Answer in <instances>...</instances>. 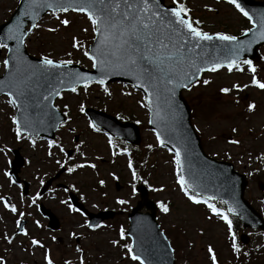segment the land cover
Wrapping results in <instances>:
<instances>
[{"label":"rangeland","instance_id":"obj_1","mask_svg":"<svg viewBox=\"0 0 264 264\" xmlns=\"http://www.w3.org/2000/svg\"><path fill=\"white\" fill-rule=\"evenodd\" d=\"M19 1L0 0V24L9 19ZM184 2L188 3V6L202 18L205 31L214 32L226 26L235 31L249 27L247 20L223 0H184ZM205 5L215 11H208ZM217 11H220V14ZM224 11L232 13L223 16ZM68 16L73 21L68 28L59 26L50 13L43 17L39 21L41 29L38 30V34L26 40L27 49L34 56L50 53L54 59L71 58L74 63L79 60V65L91 68V62L83 56L82 50L71 47L73 35L86 48L89 47L92 41L91 33L81 31V28L87 26V21L77 14L69 13ZM53 26L58 28L56 33H48L45 30ZM0 50V61H2L5 58V51ZM69 51L72 52L71 57L66 56V52ZM260 52H264V45L260 47ZM4 70L3 64L0 63V75ZM250 76L247 70L243 73L237 71L229 73L222 68L216 73L207 72L201 80L208 79L210 83L195 84L191 90L185 91L184 95L191 106L192 123L202 139L206 152L217 159L234 163L239 171L252 173L249 175L246 197L264 215V161L257 159L264 153V91L249 87L240 92L233 90L227 95L219 92L220 87H229L233 83H249ZM257 78L264 79V61L258 63ZM107 87L112 93L110 97L104 93L101 86L93 83L88 89L87 96L82 88H78V93L65 92L56 100V105L63 112L64 105L69 106L67 111L72 119L68 121V124L60 127L54 140L58 138V142L66 151L74 149V145L80 140L85 141L82 146L85 156L80 157L73 151V161L82 163L87 160L88 163L96 164L95 169L85 167L77 169L73 174L65 172L59 181L74 185L78 189L75 192L92 211L103 209L124 211L123 214L94 229L85 224L87 221L85 215L71 212L67 204L61 203V201L68 203L70 201L67 191L58 187L56 183L44 195L39 196L35 205H31V198L36 196L45 181L60 169L55 161L64 160L66 157L55 147L51 149L54 155L48 157L46 155L48 139L37 138L35 148L27 141L17 142L10 120L15 109L6 103V96H0V145L6 144L12 149L19 148L26 160L30 161L25 163L20 171V176L30 182V192L25 196L22 193L21 184H12L3 175L4 171L10 170L12 151L7 158L0 155V195L9 197L10 202L16 204L21 211L31 213L22 218L27 220L24 228L29 232L30 237L38 238L44 245V249L30 245L29 237L16 231L15 220L18 217L4 209L0 203V256L6 259L7 264H46L43 257L47 249L54 264H64L65 260L71 261V264H79L80 257L84 258L85 264H134L127 258L124 249L114 247L110 241L119 239L121 227L127 230L129 226L127 213L140 199L138 192L135 196L131 195L132 181L130 170L127 168L128 159H132L135 155L138 157V164L133 166L142 180L148 181L146 185L149 188L150 197L156 203L163 202L170 207L168 213L162 212L159 208L157 219L171 241L177 264H210L206 250L208 244L216 249L219 264H237V260L230 251L226 226L223 222L215 217L209 221L207 217L211 213L206 206L191 204L176 185L172 153L168 151V148L158 146L156 134L148 125L149 114L146 108L140 107L137 103L143 94L121 83L110 84ZM125 92H131V95H123ZM81 102L85 104V107L103 110L123 121L129 120L136 123L139 121L137 124L140 127L141 143L133 145L127 154L113 156L112 151L120 153L122 149L127 148L126 145L113 141L116 147L112 149L107 144L108 134L106 136L101 130L95 132L88 128L89 119L85 113L79 112ZM249 102L256 104L254 112H248L246 105ZM69 126L76 131H70ZM232 127L238 129L237 133L231 132ZM249 129L252 131L249 132ZM75 137L78 140H75ZM229 138H238L241 144L229 145L227 143ZM149 144L153 145L151 149L146 147ZM96 157L100 159L97 160ZM109 173L118 175L119 180H113ZM41 179L44 181L43 184L39 182ZM101 179L105 181L103 187L98 183ZM135 183L137 186L141 181ZM259 184L263 185L262 190ZM153 188L163 190L153 191ZM117 197L127 198L129 203L118 205L115 202ZM40 201L59 217L61 221L59 230L52 231L47 227L48 220L38 209ZM36 221L39 222V227ZM243 231L241 229L239 233ZM246 232L251 234V240L248 245L242 244L243 249L250 255L252 249L259 247L258 261L255 264H264V237L257 231L246 230ZM72 233L76 235L73 236ZM5 234L13 238L11 245L3 239ZM58 237H61V240ZM126 239L131 242L127 234ZM77 247L83 251L77 253L75 250ZM247 257H241V264H250L246 260ZM251 259L253 260L251 263L254 264L257 255Z\"/></svg>","mask_w":264,"mask_h":264},{"label":"snow or ice","instance_id":"obj_2","mask_svg":"<svg viewBox=\"0 0 264 264\" xmlns=\"http://www.w3.org/2000/svg\"><path fill=\"white\" fill-rule=\"evenodd\" d=\"M20 2L23 4L20 14L15 22L8 26L4 36L0 37V49L5 51V58L0 63L8 72V78L0 80V90H6L4 91L7 97L6 103L19 113V117L15 114L10 117L15 140L27 141L33 148L36 147L37 138L44 139L40 135L41 132L56 127L57 124L63 127L72 119L67 111L69 107L67 104L64 105L63 112V116L67 119H59L53 103V98L61 97L65 87L71 93H78V88H82L87 96L88 89L95 83L101 86L104 93L110 97L112 93L106 86L108 78L129 76L136 82L134 87L143 91L137 103L140 107L146 108L149 114L148 123L164 122L166 128L170 127L174 131L181 122L178 115L180 106L174 99L177 89L191 90L195 84L199 83L208 85L210 83L208 79L201 80V74L204 72L216 73L223 68L229 73L233 71L243 73L247 70L251 74L249 83H233L229 87H220L219 92L225 95L233 90L240 92L249 87L264 91V79L257 78L258 64L252 58H241L242 54L255 51L254 45L258 46L260 42H264V12L250 14L239 0H226V3L233 6L248 22L249 27L242 29L239 36L224 31L210 33L203 30L201 27L203 21L193 19L191 9L184 0H171V6H164L163 0H20ZM205 8L210 12L215 11L208 5H205ZM44 11H49L58 25L63 28H68L73 22L68 16L69 13L86 19L87 26L81 28V31L90 32L94 44L86 48L73 35L71 47L82 50L83 56L91 62V69L96 70L98 75L93 76L89 72L72 70L68 66L74 63L73 59H54L50 53L42 54L37 64L28 60L22 48L26 46V40L37 35L38 30L41 29L38 21L40 13ZM25 19L31 21L27 28H25ZM45 30L48 33H56L58 28L53 26ZM240 37H246V39ZM8 41H13L14 46H10ZM66 56L71 57L72 52H66ZM257 60L264 61V52L257 56ZM75 63L79 64L80 61L76 60ZM123 95L130 96L131 92H125ZM246 107L251 113L255 111L256 104L249 102ZM79 112H85L83 102L79 104ZM88 128L100 132V128L91 120L88 121ZM69 130L76 131L70 126ZM152 131L156 134L158 146L168 147L167 142L161 138V133L156 128ZM237 131L236 127L231 128L232 133L235 134ZM251 131L249 129V132ZM105 135L107 136V133ZM177 140L182 143L179 145L172 143L171 147H168L175 165L176 185L191 204L206 206L211 213L207 217L209 221L215 217L223 222L226 226L230 251L237 260V264H241V257L249 256V252L243 249L238 231L234 228L231 216L236 215V209L227 200L220 201V204L228 205L226 209L217 207L212 202L216 200L215 196H206L201 184L187 179L185 157L190 151V139L187 136H178ZM227 143L239 146L241 140L229 138ZM84 144L85 141L80 140L74 145L75 152L80 157L85 156L82 151ZM107 144L112 149L116 147L110 136ZM47 147L48 157L54 155L51 151L53 147L64 154L66 159H57L55 163L68 174H73L77 169L85 167L96 168L95 163H88L87 160L75 163L72 153L65 150L58 142V138L47 140ZM146 147L151 149L153 145L149 144ZM11 151L12 148L6 144L0 145V155L5 158ZM127 152L128 149L124 148L120 153L112 151V155L127 154ZM95 159L99 160L100 157ZM257 159L264 161V153ZM25 163L30 161L26 160ZM127 168L130 170L132 181L131 195L135 196L137 192L135 182L141 181L148 184V181L142 180L137 174L131 159L127 161ZM187 172L191 174L190 164ZM3 175L12 184L16 183L8 171H4ZM109 175L113 180H119V176L115 173H109ZM248 175L252 173L249 172ZM39 182L43 184L44 181L41 179ZM98 183L101 187L105 185L103 179ZM69 188L73 191L78 190L74 185H69ZM152 190L163 189L153 188ZM39 196L40 193H37L31 198V205L36 204ZM115 202L118 205L129 203L127 198L120 197H117ZM0 203L4 209L18 217L15 220V226L21 235L29 237L30 245L44 249L41 241L36 237H30L29 232L22 227V218L31 213L21 211L16 204L10 202V198H5L3 195H0ZM61 203L67 204L71 212L85 215L81 209L73 207L71 203L67 201H61ZM157 206L164 213L170 211L169 205L163 202L158 201ZM35 223L37 227L40 226L38 221ZM85 224L93 229L99 227V225H90L87 221ZM72 235L76 234L72 233ZM160 235L162 236L163 233L161 232ZM3 239L9 245L13 243V238L7 234L3 236ZM146 242L143 234H138L136 240L128 242L126 230L123 227L119 229V239L110 241L114 247L124 249L127 258L134 264H146ZM75 250L77 253L83 251L80 247ZM206 250L210 264H219L216 249L208 244ZM43 258L46 264H54L47 249L44 251ZM0 264H7L3 256H0ZM64 264H71V261L65 260ZM79 264H85L83 257H80ZM147 264H151V261L148 260Z\"/></svg>","mask_w":264,"mask_h":264},{"label":"water","instance_id":"obj_3","mask_svg":"<svg viewBox=\"0 0 264 264\" xmlns=\"http://www.w3.org/2000/svg\"><path fill=\"white\" fill-rule=\"evenodd\" d=\"M241 5L245 10L249 11L250 14L264 12V0H239ZM164 6L166 5L163 0ZM23 4L20 2L14 13L11 15L10 19L0 25V37H3L7 28L10 24L15 22L16 17L20 14ZM44 11L40 13L39 20L47 13ZM25 28L31 21L25 19ZM241 39H246V37H240ZM250 38V37H247ZM10 46H14L13 41H8ZM219 43V42H217ZM94 44V41L90 47ZM264 45V42H260L259 45H254L255 51L242 54L243 58H252L255 62L257 56L260 54L259 47ZM89 47V48H90ZM24 55L33 64L39 63V58L30 55L26 49V46L22 48ZM219 55V53H216ZM70 69L75 71L89 72L93 76L98 75L96 70L87 69L80 67L78 64H72L68 66ZM8 78V72L0 76V80H5ZM114 81H122L126 83H131L135 85V81L129 76H111L106 81V84ZM67 90V87H65ZM142 90V89H140ZM6 90H0V94L4 93ZM183 89H177L176 95L174 97L175 102L179 105L178 115L181 119L180 124L177 126V130H172V128L165 127L164 122H159L157 124H150V127L156 128L157 131L161 133V138L167 142L168 147H171L172 143H182L178 141V136H187L190 139L189 144V154L185 157V168L186 177L191 182L195 180L197 183L202 185V189L206 196H215L216 199L227 200L236 209V215H238L245 227L252 228H262L264 229V219L262 215L249 203L244 197L245 188L247 186L246 175L239 173L234 169V165L227 161L217 160L208 154L203 149L201 139L199 135L194 130L191 123V109L186 99L183 96ZM53 98V103L55 101ZM86 113L90 119L97 125L103 127L110 133L120 138H123L131 143L140 142V132L138 126L133 122H121L116 117L106 114L102 111L86 108ZM56 112L59 119H66L63 113L59 111L56 107ZM19 117V113L16 112ZM59 125L56 127L49 128L45 132H41V136L54 138L55 131L58 129ZM15 158L11 164V174L16 181H21L19 177V172L24 164V158L21 156L20 152L16 149L14 150ZM183 153V148H182ZM191 165V174H188L187 169ZM61 169L59 173L52 179L47 181L45 187H43L41 194L45 193L48 186L52 183L54 179L60 176ZM28 183L26 182V187L24 192H27ZM140 191L141 200L138 201L137 206L132 209V212L128 214L130 219V227L127 233L132 237V241L136 240L138 234H143L147 240L145 248L147 249V261L150 260L151 264H176L174 250L171 247L169 239L166 237L164 232L156 218L157 205L149 198L148 189L144 185L138 187ZM73 204L81 209L85 214L89 216L90 225H99L103 220L107 218H112L115 216L116 212L113 210H106L99 213H92L88 211L85 206L78 201V197L73 193H70ZM228 206V205H226ZM143 207L147 208V212H142ZM40 209L45 216L49 218V227L52 229H58L60 222L58 217L52 212L51 209L46 208L43 204L40 205ZM25 222H22V227ZM135 230V231H134ZM163 233L161 236L160 233ZM154 242V243H153Z\"/></svg>","mask_w":264,"mask_h":264},{"label":"flooded vegetation","instance_id":"obj_4","mask_svg":"<svg viewBox=\"0 0 264 264\" xmlns=\"http://www.w3.org/2000/svg\"><path fill=\"white\" fill-rule=\"evenodd\" d=\"M171 2V1H170ZM187 4V6H188V3H186ZM190 9H191V15H192V17H193V19H200L201 21H203L202 20V18L200 17V16H198L197 15V13H196V11L195 10H193L190 6H188ZM232 7V9L233 10H235V8L233 7V6H231ZM221 11V10H220ZM220 11H217V13L218 14H220ZM236 11V10H235ZM230 13H232L231 11H224L223 12V16H226L227 14H230ZM228 16V15H227ZM201 27L204 29V27L201 25ZM215 31H224V32H227V33H230V34H235V35H238L239 33H240V31L241 30H239V31H235V30H232V29H229V27L228 26H226L224 29H217V30H215Z\"/></svg>","mask_w":264,"mask_h":264}]
</instances>
